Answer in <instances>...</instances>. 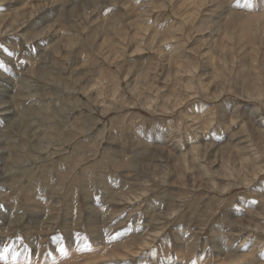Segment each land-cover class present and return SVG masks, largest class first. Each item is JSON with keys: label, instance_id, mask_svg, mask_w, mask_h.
<instances>
[{"label": "rangeland", "instance_id": "374dc122", "mask_svg": "<svg viewBox=\"0 0 264 264\" xmlns=\"http://www.w3.org/2000/svg\"><path fill=\"white\" fill-rule=\"evenodd\" d=\"M193 1L0 0V264H264V0Z\"/></svg>", "mask_w": 264, "mask_h": 264}, {"label": "bare ground", "instance_id": "6f19581e", "mask_svg": "<svg viewBox=\"0 0 264 264\" xmlns=\"http://www.w3.org/2000/svg\"><path fill=\"white\" fill-rule=\"evenodd\" d=\"M18 1H20V0H18ZM43 2H44V0H42ZM73 1V0H72ZM204 1L205 0H200V3H199V5L201 6V7H203V5H204ZM207 1V0H206ZM46 2V1H45ZM50 2V1H49ZM196 1L194 0L193 2H191L189 5H191V4H194ZM216 2V1H215ZM10 3V2H9ZM22 3V2H21ZM39 3V2H38ZM209 3V2H208ZM30 4V3H29ZM36 4V3H35ZM43 4V3H42ZM55 4V2L54 3H48V4H44L42 7H40L41 6V4H40V8H38L37 6V8L38 9H35V8H32L31 9V11H27V12H29V15L30 16H34V15H36L37 14V12H39V11H43V9H45V8H47V7H49L50 5H54ZM58 4V3H57ZM79 4V3H78ZM206 4V3H205ZM3 5V4H2ZM7 5V4H6ZM19 5V4H18ZM37 5V4H36ZM196 5V4H195ZM17 6V5H16ZM55 6V5H54ZM72 6V5H71ZM8 7V6H7ZM18 7V6H17ZM20 7V6H19ZM52 7V6H51ZM16 8V7H15ZM54 8H56V7H54ZM7 9V8H6ZM17 9V8H16ZM201 9V8H200ZM8 10V9H7ZM45 10H47L48 11V9H45ZM50 10V9H49ZM196 10H198V8L196 9ZM5 11V10H4ZM76 11V10H75ZM6 12V11H5ZM68 12V11H67ZM92 12V11H91ZM48 14L47 15H45L43 18H41V19H39V18H37L36 20H33L32 18L29 20V22H27L28 23V26L27 27H25V29H30V31L31 32H33V31H37L38 33H39V35H43V33H44V31L46 30V28L45 27H47V26H49L50 25V23L52 24V21H54L53 19L55 18V16L57 15V11L56 10H50L49 12H47ZM187 13V17L185 18V19H188L190 22H192V20H191V14L193 13V11L192 10H190V11H187L186 12ZM195 13V12H194ZM10 14V13H9ZM13 14V13H12ZM85 14V13H84ZM38 15V14H37ZM69 15V14H68ZM91 16V15H90ZM196 16H197V13H195V17L194 18H196ZM36 17V16H35ZM27 18H29V17H27ZM193 18V19H194ZM19 19V18H18ZM259 19H263V21H264V17L262 18V17H259ZM22 20V19H21ZM28 20V19H27ZM184 20V19H183ZM5 21V20H4ZM31 22V23H30ZM184 22H185V20H184ZM234 22V21H233ZM237 22V21H236ZM235 22V23H236ZM259 22H261V20L259 21ZM135 23V22H134ZM193 23V22H192ZM200 23H204V24H206L204 21H201V22H199V25H200ZM249 21L248 22H245V24H244V22L242 23V31H240V32H242L243 34H242V36L241 37H248L247 36V34H249L248 33V29H249ZM258 23V22H257ZM24 24V23H23ZM46 24V26H44ZM55 24H56V22H55ZM259 24V23H258ZM53 25V24H52ZM140 25V24H139ZM139 25H138V27H139ZM44 26V28L42 29V27ZM137 27V28H138ZM202 27H204V26H201V27H198L199 28V30L202 28ZM219 27V26H218ZM259 27V26H258ZM54 28V27H53ZM39 29H42V30H39ZM140 29V28H139ZM144 29V28H143ZM232 29V28H231ZM259 29V28H258ZM21 30V29H20ZM39 30V31H38ZM141 30V29H140ZM144 30H146V29H144ZM203 30H205V29H203ZM240 30V29H239ZM1 31V30H0ZM22 31V30H21ZM260 31H261V34H263L264 33V22H261L260 23ZM28 32V31H27ZM143 32V31H142ZM237 32V31H236ZM47 33V32H46ZM50 33H51V31H50ZM97 34V33H96ZM258 34V33H257ZM5 35V34H4ZM27 35V34H26ZM50 35V34H49ZM49 35H47V34H45L44 35V38H43V42L45 41H47L48 40V36ZM238 35V34H237ZM241 35V34H240ZM262 36H264V35H262ZM238 37V36H237ZM247 39V38H246ZM239 40H240V38H239ZM50 41V40H49ZM48 41V42H49ZM47 43V42H46ZM237 43H239V42H237ZM147 44H149V43H147ZM153 44V43H152ZM256 45V44H255ZM138 47L139 46V44H135V47ZM254 46V45H253ZM134 47V48H135ZM136 47V48H137ZM149 47V46H148ZM147 47V48H148ZM95 48V47H94ZM133 48V47H132ZM146 48V47H145ZM144 48V49H145ZM138 49H140V48H138ZM135 50H137V49H135ZM141 50H142V48H141ZM112 51V49H110L109 50V52H111ZM170 51V53L169 52H166L165 53V58L167 57V59H165L164 58V60L166 61V60H168V55L170 56V58H169V62L171 63V61H173V57H174V53H175V49L173 48V49H171V50H169ZM135 52V51H134ZM253 52V51H252ZM112 54V53H111ZM114 55V54H113ZM109 56V55H108ZM188 56V55H187ZM112 57V56H111ZM114 58V57H113ZM116 59V58H115ZM108 60V59H107ZM165 61H164V63H165ZM258 61V60H257ZM168 62V61H167ZM77 63V62H76ZM260 63V62H259ZM185 64V65H184ZM164 65V64H163ZM177 68H179V69H182V70H185V68L186 67H188L187 66V63H181V65L178 67V66H176ZM197 67V66H196ZM129 72H131V71H129ZM164 72V71H163ZM102 75V74H101ZM162 75V74H161ZM203 77V76H202ZM8 78V77H7ZM164 79V78H163ZM6 80V79H5ZM101 80H103V79H101ZM7 81H9V79L7 80ZM160 81V80H159ZM11 83V82H10ZM165 83H166V81H165ZM221 86V85H220ZM10 87V86H9ZM12 87H13V85H12ZM5 88V90H4V92H6L8 95H10L11 94V92L10 91H6V89H8L7 87H4ZM221 88V87H220ZM159 89V88H158ZM155 90V89H154ZM220 89H219V86L218 87H216V92L218 93V92H220L219 91ZM158 91V90H157ZM159 92V91H158ZM10 93V94H9ZM217 93H216V98H217ZM102 93L101 92H98L97 93V95H101ZM156 94V93H155ZM222 95V94H221ZM156 96H158V93L156 94ZM4 97H6V94L1 98V100H0V103L1 102H4V101H2V99H4ZM89 99H95V98H93L92 96L91 97H89ZM167 101H169V98L167 97ZM6 102V101H5ZM150 102H152V101H150ZM166 102V101H165ZM5 105V104H4ZM8 105V104H7ZM178 105V104H177ZM8 106H10V105H8ZM223 111H222V115L225 117V115H226V113L224 112V109H222ZM237 110V109H236ZM2 111H9L10 112V118L13 116L14 117V111H11V109H9V107H5L4 109H2L0 112H2ZM237 113H238V111H237ZM58 113H56V112H54V114L53 115H57ZM229 114V113H228ZM58 115H60V114H58ZM226 117H227V115H226ZM250 117H252V116H250ZM198 118H199V116H198V113H196V117H195V119L196 120H198ZM238 119V118H237ZM256 119V118H255ZM234 120V119H233ZM236 120V119H235ZM250 120L252 121V118H250ZM257 121V120H256ZM256 121H255V123H256ZM20 122V121H19ZM250 122V121H249ZM235 123V122H234ZM258 126V125H257ZM260 131V130H259ZM160 132V131H159ZM260 135H261V133H260ZM153 136H159L160 137V134H158V133H154L153 134ZM233 140H235V139H233ZM264 140V139H263ZM160 141V140H159ZM203 141V140H202ZM211 141V140H210ZM37 142V141H36ZM208 143V142H207ZM0 144H2V143H0ZM205 145H207V144H205ZM216 145V144H215ZM212 146V145H211ZM254 146V145H253ZM229 147H230V145L226 148V149H229ZM173 149H175V148H173ZM224 149H225V147H224ZM225 149V150H226ZM6 150V149H5ZM196 150V149H195ZM1 151L2 150H0V153H1ZM200 151V150H199ZM198 151V152H199ZM173 152H175L176 153V151H173ZM205 152V151H204ZM179 153V152H178ZM229 153V152H228ZM2 154V153H1ZM3 154H4V152H3ZM184 154V153H183ZM202 154H204V153H202ZM202 154H197V155H193L192 156V161H191V159L190 158H188V157H186L185 155L184 156H181V154H179V162H180V165L182 166V167H186L187 166V168L186 169H197V171L199 170V171H203V170H200V168H198L196 165H195V157L197 158V159H199V158H201L200 157V155H202ZM175 155V154H174ZM171 156V155H170ZM169 159V158H168ZM196 161H198V160H196ZM169 162V161H168ZM212 164V163H211ZM1 165V164H0ZM119 165V164H118ZM198 165V164H197ZM207 165V164H206ZM223 165V164H222ZM185 167H184V169H185ZM261 166H259L258 168L256 167L255 168V170H254V172L256 173H259V172H261V171H263L262 170V168H260ZM137 171V170H136ZM220 172H221V170H219ZM205 173L207 172V170H205L204 171ZM219 172V173H220ZM207 173H209V172H207ZM213 173V172H212ZM223 173V172H222ZM232 173V172H231ZM262 173V172H261ZM209 175H211V173L209 174ZM208 175V176H209ZM172 175H170V173H169V176L168 175H166L165 177L167 178V179H169V177H171ZM227 176V175H226ZM5 177V176H4ZM211 177V176H210ZM214 179V178H213ZM3 180V179H2ZM212 182V181H211ZM3 185V184H2ZM1 185V187H3ZM2 189V188H1ZM4 190V189H3ZM264 190V189H263ZM126 195V194H125ZM124 195V196H125ZM119 196V195H118ZM117 196V197H118ZM128 201V200H127ZM95 211V210H94ZM233 211H231V213H232ZM92 213V212H91ZM235 215H238L237 214V212H235L234 213ZM35 215H36V213H35ZM8 216H9V213H5V215H4V220L3 221H6V220H8L7 218H8ZM37 216V215H36ZM33 218V217H32ZM98 218V217H97ZM125 218V217H124ZM99 219V218H98ZM88 220L89 221H91V218L89 217L88 218ZM247 220V219H246ZM245 221V220H244ZM129 222V221H128ZM37 223H39V222H37ZM3 224L4 223H2V228L4 227L3 226ZM34 225V224H33ZM95 225H97V224H95ZM221 227V226H220ZM0 229H1V227H0ZM143 240V239H142ZM140 243H142V242H140ZM145 247V246H144ZM96 258H99V256L98 257H96ZM235 258V257H234ZM233 258V260H240V258H236V259H234ZM67 259V258H66ZM105 259V258H104ZM242 259V258H241ZM251 259H254L253 257H250V259H249V261H251V262H253L254 264H256V261H253V260H251ZM92 260V259H91ZM17 261V260H16ZM64 261H65V259H64ZM97 261V260H96ZM66 262V261H65ZM64 262V263H65ZM11 263V262H10ZM101 263V262H100ZM13 264V263H12ZM257 264H258V262H257Z\"/></svg>", "mask_w": 264, "mask_h": 264}]
</instances>
